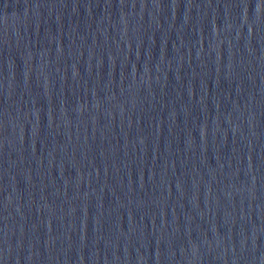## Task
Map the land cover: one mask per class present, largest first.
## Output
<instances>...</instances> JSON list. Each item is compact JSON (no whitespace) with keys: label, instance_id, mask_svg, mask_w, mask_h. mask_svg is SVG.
<instances>
[{"label":"water","instance_id":"obj_1","mask_svg":"<svg viewBox=\"0 0 264 264\" xmlns=\"http://www.w3.org/2000/svg\"><path fill=\"white\" fill-rule=\"evenodd\" d=\"M0 264H264V0H0Z\"/></svg>","mask_w":264,"mask_h":264}]
</instances>
